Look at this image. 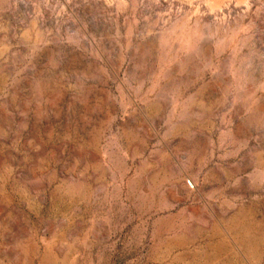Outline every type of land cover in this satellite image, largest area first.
Returning a JSON list of instances; mask_svg holds the SVG:
<instances>
[{"label": "rangeland", "instance_id": "1", "mask_svg": "<svg viewBox=\"0 0 264 264\" xmlns=\"http://www.w3.org/2000/svg\"><path fill=\"white\" fill-rule=\"evenodd\" d=\"M0 264H264V0H0Z\"/></svg>", "mask_w": 264, "mask_h": 264}]
</instances>
